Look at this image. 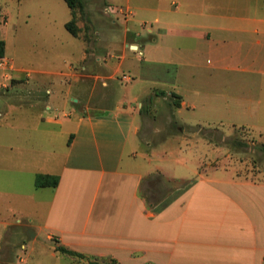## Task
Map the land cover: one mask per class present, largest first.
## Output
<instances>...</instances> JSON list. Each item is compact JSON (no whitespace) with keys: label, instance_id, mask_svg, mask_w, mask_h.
Returning a JSON list of instances; mask_svg holds the SVG:
<instances>
[{"label":"crops","instance_id":"1","mask_svg":"<svg viewBox=\"0 0 264 264\" xmlns=\"http://www.w3.org/2000/svg\"><path fill=\"white\" fill-rule=\"evenodd\" d=\"M107 1L126 12L118 20V32H107L109 37L102 39L106 53L98 59L113 64L101 79L122 72L131 80L119 83L133 84L160 76L170 80V89L150 86L148 94L132 96L138 106L125 97L98 114H80L73 108L52 111L47 96L37 99L44 89L52 94L40 76L50 72L30 71L25 99L43 104L36 106V132H21L31 129L24 122L0 125L1 168L27 175L31 186L10 192L21 199L16 204L30 206L29 211L14 206L11 212L31 222L40 217L48 237L56 236L62 245L94 257L92 261L264 264V180L221 176L224 166L211 163L228 157L221 153L223 147L202 138L206 136L197 138L199 148L181 149L184 155L141 152L139 138L142 101H152L155 95L167 99L159 90L182 97L175 113L185 107L221 110L224 103L235 108L246 102L232 89L219 94L225 98L219 103L216 95L212 101L196 98L209 79L222 80L223 73L264 72V0ZM260 1L263 6H258ZM16 108L9 105L0 112L14 115ZM187 125L220 132L210 124ZM10 129L19 133L16 139L25 134L30 138L15 140ZM154 154L160 155L158 163H153ZM41 173L58 175L59 184L37 187ZM173 179L184 183L171 186ZM34 232L38 235L36 228Z\"/></svg>","mask_w":264,"mask_h":264},{"label":"rangeland","instance_id":"2","mask_svg":"<svg viewBox=\"0 0 264 264\" xmlns=\"http://www.w3.org/2000/svg\"><path fill=\"white\" fill-rule=\"evenodd\" d=\"M83 1L84 9H76L80 30L74 36L65 27V23L72 18L71 9L65 0H0V39L6 41L4 56L9 59L11 66L8 72L0 70V111L8 110L9 105L19 107L14 115L7 113L4 116L0 112L3 116L0 125L5 122H24L22 124L30 125L31 129H21V132H36L35 125L40 114L36 111V106L43 107V104H39L40 100L25 99L28 88L24 83L30 71L50 72L40 76L44 77L46 88L51 89L52 94L44 89V95L40 93L41 96L37 99L42 101L43 96H47L52 111L63 108L69 112L73 108L80 114H98L103 108L113 107L125 97L134 106H138L139 100H132V96L148 94L150 86L170 89V80L160 76L154 77L150 83L139 80L133 84L119 83L118 79L131 80L122 72L116 73V78L105 81L101 79L105 69H110L113 64L105 59H98L106 53L102 39L108 33L118 32V20L124 19L122 15H125L126 9L111 5L107 0ZM260 3L262 1L258 6H263ZM227 47L231 50V47ZM228 48H225L227 52ZM223 76L222 80L209 79L208 84L203 87L202 97L196 99L212 101L217 96L216 103H219L225 100L219 94L224 89H232L246 102H241L235 108L224 103L221 110L185 107L182 112L175 113L178 108L174 104L175 97L168 95L165 99L155 95L152 101L145 98L142 101L143 107L148 104L149 111L142 112L139 130L141 152L151 154L152 150L174 151L184 155L181 149L189 145L199 148L197 138L206 136L202 138L215 142L212 143L214 147H223L221 153L228 157H219L218 160L221 161L211 163V166H217L220 162L224 166L220 171L221 176L264 180V72L233 75L230 71L223 73ZM29 102L35 106L30 107L27 104ZM23 104H26L25 107ZM183 122L190 125L201 123L219 126L220 132L214 130L206 133L199 130V125L191 127ZM4 135L7 136V128L4 129ZM30 135L25 134L16 139L19 133L11 130V136L15 140L30 138ZM219 135L224 136L223 143L220 142ZM159 157L160 155L154 154L153 163H158ZM1 167L0 264H86V261L89 263L93 260L94 257L78 258L57 251L56 246L62 244L56 236L48 237L47 229L40 227L42 223L39 216L31 222L24 215H13L11 209L14 206L17 210L30 209L28 205L16 204L21 199L10 195V192L30 186L28 176L9 173L7 168ZM202 168H207V164ZM20 178L23 181H18ZM183 183L184 180L173 179L170 185L177 187ZM35 228L38 235L31 238L29 231H35ZM101 260L102 258L98 259L102 262Z\"/></svg>","mask_w":264,"mask_h":264},{"label":"trees","instance_id":"3","mask_svg":"<svg viewBox=\"0 0 264 264\" xmlns=\"http://www.w3.org/2000/svg\"><path fill=\"white\" fill-rule=\"evenodd\" d=\"M69 8L72 12V18L65 23L66 29L74 36H77L79 33V27L77 25V18H76V9H84V1L83 0H65ZM6 53V41L4 39H0V56H4ZM158 94H161L163 96H167V91L165 90H159L157 91ZM170 97L173 96L176 99L174 100V104L176 107H179L181 105V99L182 97L177 93H171L169 95ZM149 111L148 110V104L147 107H143L141 109V112ZM60 177L58 175H50V174H38L36 177V186L37 187H44V186H52L56 187L59 184ZM56 250L60 251L65 254H69L71 256H76L78 258H84L85 255L81 252H78L76 250L70 249L64 245H57ZM90 264H120L117 260L111 259L110 261H90Z\"/></svg>","mask_w":264,"mask_h":264},{"label":"built area","instance_id":"4","mask_svg":"<svg viewBox=\"0 0 264 264\" xmlns=\"http://www.w3.org/2000/svg\"><path fill=\"white\" fill-rule=\"evenodd\" d=\"M10 68L11 66L9 59L6 56H0V70L8 72ZM0 117H2L1 113H0Z\"/></svg>","mask_w":264,"mask_h":264},{"label":"water","instance_id":"5","mask_svg":"<svg viewBox=\"0 0 264 264\" xmlns=\"http://www.w3.org/2000/svg\"><path fill=\"white\" fill-rule=\"evenodd\" d=\"M29 236L31 238L35 236V232L32 229L29 231Z\"/></svg>","mask_w":264,"mask_h":264}]
</instances>
